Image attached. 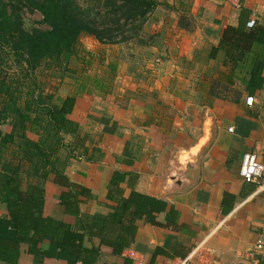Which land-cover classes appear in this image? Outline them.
I'll list each match as a JSON object with an SVG mask.
<instances>
[{"label":"crops","instance_id":"obj_1","mask_svg":"<svg viewBox=\"0 0 264 264\" xmlns=\"http://www.w3.org/2000/svg\"><path fill=\"white\" fill-rule=\"evenodd\" d=\"M154 10L149 33L166 36L169 49L155 45L146 82L106 96L70 90L56 101L76 96L69 117L79 123V142L86 137L85 145L72 154L77 137L66 134L67 147L59 154L71 156L65 169L70 184L87 188L92 196L57 184L51 174L44 184L43 215L62 231L37 245L39 255L22 242L17 264H83L71 246L60 245L68 229L82 234L83 247L97 253L95 264H135L130 250H137L144 264H179L199 246L217 248L214 264H235L264 242V177L256 183L240 174L246 153L264 163V69L263 85L251 86L255 53L247 51L235 61L219 47L225 29L246 17L264 27V0H168ZM249 97H254L252 105ZM95 147L104 156L91 161ZM116 171L125 176L123 195L110 199ZM133 191L168 203L167 211L156 213L157 221L167 223L175 208L184 226L177 231L138 218L134 239L121 256L108 243L117 240L121 225L109 216L116 212L117 198ZM226 193L236 196L228 214L223 213ZM66 194L82 201L79 215L62 212L60 198ZM0 235L18 240L1 201Z\"/></svg>","mask_w":264,"mask_h":264},{"label":"trees","instance_id":"obj_2","mask_svg":"<svg viewBox=\"0 0 264 264\" xmlns=\"http://www.w3.org/2000/svg\"><path fill=\"white\" fill-rule=\"evenodd\" d=\"M32 9L39 11L45 19L47 29L26 31L17 28L13 15L0 8V43H9L20 65V74L3 75L0 70V201L5 204L10 217L16 225L18 240L14 241L0 235V261L17 264L20 256V245L29 242L33 253L41 254L37 247L46 239H56L62 230L54 226L52 217L43 215L45 203L44 184L51 174L60 185H69L80 189L83 195L92 196L90 191L74 183L65 175L66 165L70 159H63L60 150L67 147L66 134L77 137L76 144L71 148L72 154L77 151L82 131L80 125L69 115L74 111L76 96L68 95L61 104L54 102L52 93H45L38 84L34 72L41 66L57 67L64 71L76 73L71 68L74 56L81 55V37L84 33L96 35L100 40L104 33L88 25L86 21L75 14L70 0H23ZM155 0H123L124 4L110 13L117 14L126 8L122 16L131 17L141 14L145 17L155 7ZM141 6H148L142 11ZM152 8V9H151ZM150 9V10H149ZM133 19V18H132ZM248 17L239 26H228L225 29L219 47L235 61L244 58L247 51L256 55L252 69L250 85H263L264 69V27L255 21L253 27H248ZM86 51V50H85ZM91 54V52H89ZM81 57V56H80ZM86 56L81 58L86 61ZM103 86L102 82H97ZM29 133L38 136L32 139ZM84 147V155L89 150ZM104 156L98 147L88 157L91 161L100 160ZM125 180L124 174L116 171L109 187L110 199L116 195L122 196L120 184ZM69 195L62 196L63 213L80 214L79 204L82 201H71ZM236 196L226 193L223 201V213L228 214L233 209ZM116 212L109 216L121 225L117 240L110 241L114 252L123 256L124 249L134 239L136 226L133 221L146 217L152 224L171 227L181 231L179 212L171 208L167 223H160L156 213L165 212L168 203L159 198L133 191L129 197H118ZM97 218L106 219L105 216ZM62 247L71 246L78 260L83 264H95L97 253L83 247V236L73 230H65ZM129 264V262H127Z\"/></svg>","mask_w":264,"mask_h":264},{"label":"rangeland","instance_id":"obj_3","mask_svg":"<svg viewBox=\"0 0 264 264\" xmlns=\"http://www.w3.org/2000/svg\"><path fill=\"white\" fill-rule=\"evenodd\" d=\"M70 1L73 12L88 25L98 31L110 30L111 33H104L102 40L90 33L82 35L81 55L74 56L71 62V68L76 73L57 67H39L34 76L42 90L45 93L55 92L52 94L56 102L61 101L70 90L97 92L106 96L109 93H118L121 88L133 87L134 82L137 84L146 82L145 80L151 76L148 73L151 71L149 66L152 67L155 61V45L163 52L169 49L166 48L168 46L166 36L157 37L149 33L154 9L158 4L168 0H155V7L151 8L152 11L145 14V17L141 14L122 16L126 8L114 15L110 13L113 9H119L124 4L123 0ZM0 8L13 15V22L17 28L26 31L48 28L44 16L23 0H0ZM141 10L147 11L148 6H141ZM83 56L87 57V62L81 61ZM0 70L7 76L20 74V65L9 43H0ZM97 82L105 85L100 87ZM233 90L236 88L233 87Z\"/></svg>","mask_w":264,"mask_h":264},{"label":"built area","instance_id":"obj_4","mask_svg":"<svg viewBox=\"0 0 264 264\" xmlns=\"http://www.w3.org/2000/svg\"><path fill=\"white\" fill-rule=\"evenodd\" d=\"M248 27H253L255 21L248 22ZM254 97L247 99L248 104L252 105ZM233 130V128H232ZM241 176L248 181L259 183L264 177V163L260 161L254 153H246L243 157L240 169ZM215 247L199 246L179 264H214L212 256L217 253ZM129 256L135 261V264H144L142 255L137 250H130ZM235 264H264V242L259 241L242 256V259Z\"/></svg>","mask_w":264,"mask_h":264}]
</instances>
